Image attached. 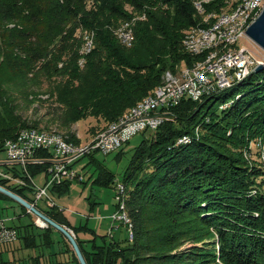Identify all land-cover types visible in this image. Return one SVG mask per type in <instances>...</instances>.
Listing matches in <instances>:
<instances>
[{
    "label": "trees",
    "instance_id": "1",
    "mask_svg": "<svg viewBox=\"0 0 264 264\" xmlns=\"http://www.w3.org/2000/svg\"><path fill=\"white\" fill-rule=\"evenodd\" d=\"M227 1L209 0L207 10L221 11ZM195 7L193 0H0V141L24 126H38L21 108L31 106L45 81L51 83L47 98L56 101L53 115L62 126L91 115L105 125L117 119L151 92L165 71L199 57L183 43L186 28L202 21ZM134 13L145 15L133 23L135 39L127 46L115 27ZM88 30L94 46L83 54L82 33ZM170 111L157 129L145 130L149 133L123 172L132 239L105 233L103 244L88 249L80 227L58 203L42 210L74 228L88 264H264V162L245 154L254 137L264 136V68L198 100L185 97ZM59 131L79 139L77 127ZM186 135L188 140L179 141ZM38 155L45 161L26 162V173L13 165L25 185L1 173L0 183L33 200L31 176L46 172L52 152L42 148ZM89 156L100 169L97 179L113 182L115 173L94 153ZM73 181L50 189L61 194ZM4 198L16 201L23 211L19 216L31 212L0 190V202ZM33 224L19 230L24 246H49L55 227L37 225L36 231ZM42 255L34 256L35 264Z\"/></svg>",
    "mask_w": 264,
    "mask_h": 264
},
{
    "label": "built area",
    "instance_id": "2",
    "mask_svg": "<svg viewBox=\"0 0 264 264\" xmlns=\"http://www.w3.org/2000/svg\"><path fill=\"white\" fill-rule=\"evenodd\" d=\"M208 1L193 0L195 8L202 15V21L186 28L183 38L185 49L192 55L199 54V57L192 64L183 62L177 69L165 71L164 78L151 92L131 104L117 119L109 121L90 140L86 142L80 139L72 140L54 127L48 129L27 125L16 135L0 141V150L5 153V158L0 162L18 163L22 173H26V162L45 161L44 157L35 156L38 150L43 148L52 152L51 163L46 170V179L43 183L38 186L31 176L33 200L30 201L33 205L42 209L37 203L42 198L48 205H53L50 188L54 183L82 178L81 171L75 167L81 157L96 151L106 154L118 150L134 133L157 129L171 114L170 107L179 104L185 97L198 100L216 89L231 86L251 74L256 65L264 64V57H257L251 52V48L239 42L241 37H249L247 27L261 13L264 0H228L227 6L221 11L207 10ZM132 23L128 20L115 28L118 38L127 46L135 39ZM85 33L81 49L83 54L94 46L93 32L89 30ZM79 62L81 65L84 64V56H81ZM188 138L186 135L179 141H186ZM0 173L21 185L26 184L22 177L14 176V169L11 171L0 169ZM123 185L125 184L122 182L118 187L120 193L124 192ZM121 205L125 207L124 200ZM28 210L34 213L32 209ZM121 213L119 217L122 215L127 217L130 234H133L130 217L125 212ZM34 216V221L39 227L50 225L44 217L37 214ZM17 234L18 230L6 224L4 218L0 217V243L14 241Z\"/></svg>",
    "mask_w": 264,
    "mask_h": 264
},
{
    "label": "rangeland",
    "instance_id": "3",
    "mask_svg": "<svg viewBox=\"0 0 264 264\" xmlns=\"http://www.w3.org/2000/svg\"><path fill=\"white\" fill-rule=\"evenodd\" d=\"M128 8L130 10H133V7L130 5H128ZM143 15H145V13L141 14V16ZM141 16L134 13L132 17L123 20L121 24H118L115 28L122 25V23H125V21L128 20L134 23L135 20ZM84 34H86L85 31L82 33V35ZM239 42L242 44H246L247 47L251 48V52L257 57H264V48L258 45L256 41L251 37H241L239 39ZM50 86L51 83L49 84L47 81L42 83L41 92L37 94L31 106H23V108H21L22 112L27 117H29L30 120L38 122V126H42L43 128L48 129L54 127L57 128V130L61 131L77 127V137L80 140L86 142L90 140L92 136L96 134V132H99L105 125L106 122L97 120L96 116L91 115L86 119H79L78 123L74 124L71 127L62 126L59 123L58 118L54 117L53 115L56 107V101H54L52 98H47L48 93L46 91ZM147 133L149 132L145 131L134 133L130 140L127 143H123L122 145H120L121 147H119V149L116 151H111L106 154L98 151L94 153L97 160H99L105 166L109 167L113 171V173H115V180L113 182H100L97 179L100 173V169L94 161L90 162V156L86 155L81 157L75 164V167L80 170L81 174L83 175L82 179H75L70 183L68 189L61 194L57 190L53 192L50 190L51 200L58 203L59 206L64 209L66 217L74 226L80 227L78 234L81 239H85L86 243L84 244L86 247H88V249H91V247L96 243L103 244L104 238L102 235H104L105 233L108 234V237L114 236L115 238L120 240H125L126 236L129 239H132L134 237V234H130V226L129 222L127 221V217L123 215L119 217V215L122 214L121 212L127 213L126 207L121 205L123 200L125 202L124 198L128 191L126 182L123 180V172H126V168L136 144H139ZM122 151H124L123 154ZM263 153L264 136L258 135L250 141L249 147L247 149L245 148V154L249 160L254 155L257 158L260 157V159L264 161ZM0 155V160H3V157H5V153L0 152ZM8 164L9 165L0 162V169L11 171L12 169H14L13 165H18V163L13 164V162ZM102 172L105 173V171ZM104 175L106 176V173ZM44 179V172L41 171L38 175H35L34 181L38 186H40V184L43 183ZM122 182L125 184L123 185L124 192L120 193L118 187H120V183ZM122 197L123 200H121ZM15 202V200H6L5 198L2 200V202H0L1 204L5 205L4 207H0V217L4 218L6 224L20 225L34 221L35 214L32 212H27L19 216V214L23 213V211ZM37 203L39 207H48V204L44 198L40 199V201ZM34 225L35 224L31 226L34 228L33 230L38 231L41 229L37 225ZM64 225L74 231V228H72L71 225ZM131 235L133 236L131 237ZM64 236L65 235H62L60 230L55 227L52 233L54 241L51 242L52 248L50 250L55 251L60 245H63L64 247H67L69 249L70 246L66 244ZM56 237L60 238L61 241L56 240ZM10 244L6 242L0 243V251H2L3 257H10V253L7 250V247ZM32 248L34 249V251L37 250V248L34 247H31L29 249ZM56 258L63 259V264H74L73 262L67 261L64 254L61 252L59 253V256H56ZM55 259L53 258L51 261L53 264L55 262ZM33 261L34 258L32 259V262ZM76 264L78 263L76 262Z\"/></svg>",
    "mask_w": 264,
    "mask_h": 264
},
{
    "label": "water",
    "instance_id": "4",
    "mask_svg": "<svg viewBox=\"0 0 264 264\" xmlns=\"http://www.w3.org/2000/svg\"><path fill=\"white\" fill-rule=\"evenodd\" d=\"M246 32L248 33L247 35L249 37H251L253 40L256 41L258 45L264 48V6L262 8L261 13L249 23ZM263 68L264 64L261 63L256 65L254 70L260 71ZM0 190L4 191L5 194H7L8 196L15 198L18 203L24 205L25 207H28V209H32L35 214L44 217L46 221H48L52 226L59 229L66 236L69 242H71L76 253L75 255L78 256L80 264H88L85 255H83V250L77 242L76 235L71 228L65 226L64 224H61L55 218L53 219L52 217L48 216V214L44 210L37 208L35 205H33V203H31L29 199L24 198L15 190H10L4 184L0 183Z\"/></svg>",
    "mask_w": 264,
    "mask_h": 264
},
{
    "label": "crops",
    "instance_id": "5",
    "mask_svg": "<svg viewBox=\"0 0 264 264\" xmlns=\"http://www.w3.org/2000/svg\"><path fill=\"white\" fill-rule=\"evenodd\" d=\"M0 152H4V151L0 150ZM3 158H5V157H3ZM43 172H44V176L46 179V175H45L46 172L44 170H43ZM24 224H27V223H24ZM16 225H19V224H16ZM9 226H11L13 228L15 227L16 230H18V234L15 237L14 241L10 242L11 244L9 243L10 245L7 247V250L10 253V257H7V258H6V256L3 257L2 251H0V261H2V259H4V260L9 261V264H32V263L35 264L36 258L34 256L43 254L41 256V264H53L51 262L52 259L53 258L55 259L56 256H59V253L61 252L64 254L67 261H70V262H73L74 264H76L77 261L75 260V257L73 255V251L71 249H68L67 247H64L63 245H60L58 247V249H56L55 251H52V250H50L52 248L51 244L49 246L42 244V245H38L35 247L34 246L26 247V246H24L23 239L20 236L21 234L19 233V230H23L24 226H22V224H20L21 227H17L15 225H9ZM56 240L61 241V239L57 238V237H56ZM31 247L37 248V250L34 251L33 248L29 249ZM33 258H34V261L32 262ZM63 263H64L63 259H57V258L55 259V262H54V264H63Z\"/></svg>",
    "mask_w": 264,
    "mask_h": 264
}]
</instances>
